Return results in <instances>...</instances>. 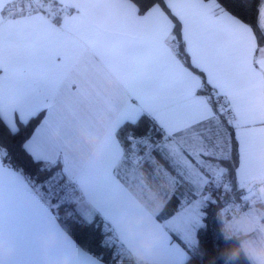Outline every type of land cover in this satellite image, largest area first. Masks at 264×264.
<instances>
[{"label":"snow or ice","instance_id":"6c2138e0","mask_svg":"<svg viewBox=\"0 0 264 264\" xmlns=\"http://www.w3.org/2000/svg\"><path fill=\"white\" fill-rule=\"evenodd\" d=\"M166 3L170 14L153 0H0V122L16 136L41 117L18 145L0 143V244L13 249L0 264H45L46 232L63 239L49 264H104L60 224L62 209L86 227L100 221L118 257L120 217L137 209L141 168L157 156L178 204L152 214L172 264H192L202 209L221 190L249 207L252 176L264 175V0L255 30L217 0ZM77 129L105 134L99 164L65 150L85 151Z\"/></svg>","mask_w":264,"mask_h":264},{"label":"clouds","instance_id":"9594fccd","mask_svg":"<svg viewBox=\"0 0 264 264\" xmlns=\"http://www.w3.org/2000/svg\"><path fill=\"white\" fill-rule=\"evenodd\" d=\"M116 88V82L108 79L105 82L104 94L111 95ZM107 114L99 121V128L107 124ZM76 135L85 151L71 144L64 145L65 150L75 155L85 165L95 162L99 164L103 158V142L105 134L89 135L79 129ZM53 142L58 140L56 135ZM152 172L158 175L153 179L148 169L142 167L140 184L135 189L132 201L137 209L120 217L119 224L125 236V246L119 251L118 264H172L165 250L160 247L164 233L153 217L166 204L165 192H170L172 183L161 171L156 162ZM253 187L249 194V207L245 209L238 201L224 203L217 208L216 218L219 230L226 246L219 256L224 264H264V175L254 173L251 180ZM260 223L261 234H257V223ZM45 264H49L48 254L62 246L63 239H58L51 232H46L38 241ZM13 256V249L7 244H0V261H8ZM74 257L62 255L52 264H73ZM213 257L209 264H215Z\"/></svg>","mask_w":264,"mask_h":264},{"label":"trees","instance_id":"16d2710c","mask_svg":"<svg viewBox=\"0 0 264 264\" xmlns=\"http://www.w3.org/2000/svg\"><path fill=\"white\" fill-rule=\"evenodd\" d=\"M217 1L221 4L222 7L230 11L232 14L243 19L245 22L252 24L254 30L257 28L258 13L261 0ZM153 2L161 4L169 13H171V11L166 5L165 0H153ZM175 31L178 39L182 40L180 27L178 26ZM184 59L188 61L187 65L191 67L190 57L185 56ZM193 70L198 72L202 77L204 76V74L199 72V70ZM39 119H41V117H37L35 120H33L29 128L22 130L16 136L11 135L9 129L2 122H0V143L8 146L18 145L20 140L25 135H27L36 126H38ZM232 131L234 136V130ZM123 135L124 133H121V137H123ZM234 149L238 150V146L236 145L235 141ZM156 159L159 165L165 164V162L160 159L159 156H157ZM144 168L148 169L150 173L152 172V169H150L147 165H145ZM232 179H235V177H232ZM216 195L220 196V202L215 205L209 203L207 207L203 208V211L206 213V215L203 217L204 227L198 228L197 230L198 247L193 253L194 258L192 260V264H209V261L213 257L216 258L215 264H224V261L219 256V253L226 246V242L223 240L219 230V222L216 218V211L218 207L224 204L223 197L226 194L223 192V190H221V192ZM167 200L168 198L166 197L167 207L165 208V214H167L168 212H173L176 208H178V204H176L175 200H173L171 203H167ZM245 209H247V207H245ZM66 211L67 209H62L60 213L62 217L60 221L62 225L66 228V230L81 245H83L86 250H90L91 253L101 256L103 260L109 264H118V257L115 256L116 249L114 247H104L101 243L103 228L101 226L100 221H97V224L93 227H86L78 222H75L73 219L68 218L66 216ZM241 264H247V261H241Z\"/></svg>","mask_w":264,"mask_h":264},{"label":"crops","instance_id":"0c3cea01","mask_svg":"<svg viewBox=\"0 0 264 264\" xmlns=\"http://www.w3.org/2000/svg\"><path fill=\"white\" fill-rule=\"evenodd\" d=\"M165 2H166V0H165ZM206 2H207V0H206ZM218 2V1H217ZM219 3V2H218ZM220 4V3H219ZM56 5H58V4H56ZM166 5H167V3H166ZM221 5V4H220ZM53 7H54V4H53ZM160 7L166 12V13H169L165 8H164V6H162L161 4H160ZM170 10V9H169ZM171 11V10H170ZM228 11V10H227ZM230 12V11H229ZM231 13V12H230ZM170 14V13H169ZM232 14V13H231ZM234 15V14H233ZM175 22V21H174ZM264 46V45H263ZM191 59V58H190ZM188 66V65H187ZM82 71L84 72V73H86V74H88V75H91L93 72H94V68L92 67V65H90V64H88V63H83L82 64ZM189 68H190V70H193L190 66H188ZM193 71H195V70H193ZM197 74H199L198 72H197ZM200 75V74H199ZM202 211H203V209H202ZM203 222H204V219H203ZM197 230H198V228H197ZM197 230H196V236H197Z\"/></svg>","mask_w":264,"mask_h":264},{"label":"water","instance_id":"95a60500","mask_svg":"<svg viewBox=\"0 0 264 264\" xmlns=\"http://www.w3.org/2000/svg\"><path fill=\"white\" fill-rule=\"evenodd\" d=\"M60 224L62 225V223H61V221H60ZM63 226V225H62ZM64 227V226H63ZM65 228V227H64ZM66 229V228H65ZM67 233L71 236V238H73L74 239V241H76V242H78L68 231H67ZM79 243V242H78ZM80 244V243H79ZM81 245V244H80ZM104 264H109V263H107L106 261H104Z\"/></svg>","mask_w":264,"mask_h":264},{"label":"built area","instance_id":"2783aa9c","mask_svg":"<svg viewBox=\"0 0 264 264\" xmlns=\"http://www.w3.org/2000/svg\"><path fill=\"white\" fill-rule=\"evenodd\" d=\"M54 7H58V5L54 4ZM238 202H240L239 200H237Z\"/></svg>","mask_w":264,"mask_h":264},{"label":"rangeland","instance_id":"374dc122","mask_svg":"<svg viewBox=\"0 0 264 264\" xmlns=\"http://www.w3.org/2000/svg\"><path fill=\"white\" fill-rule=\"evenodd\" d=\"M204 223V222H203Z\"/></svg>","mask_w":264,"mask_h":264}]
</instances>
